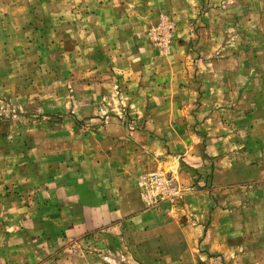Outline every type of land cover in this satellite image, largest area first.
<instances>
[{
	"label": "crops",
	"instance_id": "obj_1",
	"mask_svg": "<svg viewBox=\"0 0 264 264\" xmlns=\"http://www.w3.org/2000/svg\"><path fill=\"white\" fill-rule=\"evenodd\" d=\"M139 71L140 95L170 88L151 94L167 105L146 128L55 154L0 143V264H264V110L221 109L201 81L141 86ZM170 167L181 198L148 206L141 176Z\"/></svg>",
	"mask_w": 264,
	"mask_h": 264
},
{
	"label": "rangeland",
	"instance_id": "obj_2",
	"mask_svg": "<svg viewBox=\"0 0 264 264\" xmlns=\"http://www.w3.org/2000/svg\"><path fill=\"white\" fill-rule=\"evenodd\" d=\"M136 69L141 86L201 81L221 109L264 110V0H0V143L55 154L101 128L159 121L167 104L151 94L170 88L140 95ZM177 170L151 172L175 181L173 200Z\"/></svg>",
	"mask_w": 264,
	"mask_h": 264
},
{
	"label": "built area",
	"instance_id": "obj_3",
	"mask_svg": "<svg viewBox=\"0 0 264 264\" xmlns=\"http://www.w3.org/2000/svg\"><path fill=\"white\" fill-rule=\"evenodd\" d=\"M139 185L142 188L143 199L150 207L173 200L179 194L175 181L161 173H151L141 177Z\"/></svg>",
	"mask_w": 264,
	"mask_h": 264
}]
</instances>
